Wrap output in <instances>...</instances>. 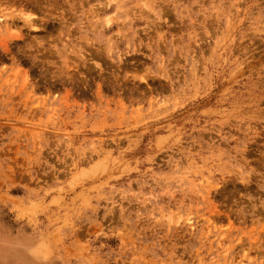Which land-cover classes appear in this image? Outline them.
Masks as SVG:
<instances>
[{
    "label": "rangeland",
    "instance_id": "1",
    "mask_svg": "<svg viewBox=\"0 0 264 264\" xmlns=\"http://www.w3.org/2000/svg\"><path fill=\"white\" fill-rule=\"evenodd\" d=\"M0 264H264V0H0Z\"/></svg>",
    "mask_w": 264,
    "mask_h": 264
},
{
    "label": "bare ground",
    "instance_id": "2",
    "mask_svg": "<svg viewBox=\"0 0 264 264\" xmlns=\"http://www.w3.org/2000/svg\"><path fill=\"white\" fill-rule=\"evenodd\" d=\"M30 18H31L30 16H29V17H27V19H28L29 21H30Z\"/></svg>",
    "mask_w": 264,
    "mask_h": 264
}]
</instances>
